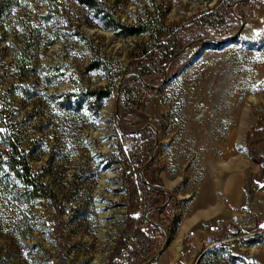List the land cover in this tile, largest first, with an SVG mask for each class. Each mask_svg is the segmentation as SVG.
<instances>
[{
    "label": "rangeland",
    "instance_id": "obj_1",
    "mask_svg": "<svg viewBox=\"0 0 264 264\" xmlns=\"http://www.w3.org/2000/svg\"><path fill=\"white\" fill-rule=\"evenodd\" d=\"M14 136L55 196L4 164ZM244 159L258 206L194 223ZM136 223L151 256L169 234L154 263L264 264V0H0V264H126Z\"/></svg>",
    "mask_w": 264,
    "mask_h": 264
},
{
    "label": "trees",
    "instance_id": "obj_2",
    "mask_svg": "<svg viewBox=\"0 0 264 264\" xmlns=\"http://www.w3.org/2000/svg\"><path fill=\"white\" fill-rule=\"evenodd\" d=\"M90 6V5H89ZM112 29H119L120 34L123 37L126 36H133L137 35L141 32H146L147 29L145 28H139L135 26H128L125 24H121L118 21H116V24L113 25ZM163 33H160V35ZM97 100H101L108 96L109 92L107 91H94L93 93ZM4 146L8 147V153L4 155L3 158H5L4 164L8 166V169L13 171L14 175L19 179V181L24 185L25 193L28 194L29 198H50L52 196H55L52 190L48 189V187L39 179V176L36 174H33L29 165L28 161V153L20 147V145L17 142V137L14 136L12 139L10 137L3 138L2 141ZM149 191V194L153 196L151 193H154L153 191L163 193L159 190L154 189H147ZM132 194H137V187L135 184L132 185ZM151 199V197H150ZM145 202V201H144ZM155 204L154 201H147V206H152ZM168 205V204H167ZM166 205V206H167ZM166 206L163 208H160L156 211H164L166 210ZM135 210V209H134ZM153 212V211H152ZM131 221L134 219L129 218ZM135 221V220H134ZM136 228L134 232L132 233L131 226L128 224V227L123 232V235L121 236L117 249H120L121 251L115 250V256L123 257L124 260H126V264H141L148 260L151 257L150 249L147 245H137L136 240L138 237L143 236L142 233V226L141 223H136ZM145 238V237H144ZM134 240V241H133ZM125 250V253H122V250ZM114 257V256H113ZM154 264V262L150 263Z\"/></svg>",
    "mask_w": 264,
    "mask_h": 264
},
{
    "label": "crops",
    "instance_id": "obj_3",
    "mask_svg": "<svg viewBox=\"0 0 264 264\" xmlns=\"http://www.w3.org/2000/svg\"><path fill=\"white\" fill-rule=\"evenodd\" d=\"M250 168L247 159L229 168L224 173L218 187L219 207L217 209L213 207L211 211H205L202 221L195 216L194 223L201 222L202 228L218 229L220 226L226 224L227 213L233 220H237V215L247 208L249 202L252 203L253 207L258 206V203H256L257 192L251 188H254V183H262V180H251L250 184H248L247 179ZM249 192H252V194ZM175 255L176 253L172 250L154 264H169L168 262L173 261ZM179 255L178 253L177 263L186 264V258L181 259Z\"/></svg>",
    "mask_w": 264,
    "mask_h": 264
},
{
    "label": "water",
    "instance_id": "obj_4",
    "mask_svg": "<svg viewBox=\"0 0 264 264\" xmlns=\"http://www.w3.org/2000/svg\"><path fill=\"white\" fill-rule=\"evenodd\" d=\"M242 26H243V24H241V26H240V28L238 29V31L236 32L235 36H237V35L239 34V32H240L241 29H242ZM199 40H205V38H201V39H199ZM227 41H228V40H217V41H214V43H216V44H223V43H225V42H227ZM189 45H190V44L186 45L181 51L175 53V54L172 56V58L169 60L168 64L174 59V57H176L178 54L182 53V52H183V51H184ZM166 68H167V66H166ZM166 74H167V73H166V71H165L162 83L165 82ZM121 81H122V79H121ZM119 92H120V87H119L118 90H117V97H118V95H119ZM117 111H118V99H117V101H116V114H117ZM146 127H150V128H152L153 131H154V133H155V129H154L150 124H146L144 128H146ZM139 132H140V130H135V131H133V133H139ZM155 135H156V134H155ZM155 137H156V136H155ZM156 146H157V137L155 138V145H154V147H156ZM151 157H152V155L150 156V158H151ZM142 179H144V178H142ZM149 186H150V185H149ZM150 187H151V186H150ZM159 190L164 191L163 189H159ZM164 192H165V191H164ZM165 193H166V192H165ZM169 199H170V196L168 195V196H167V200H166L162 205H157V206L151 207V208L148 209V211H147L146 213L151 212V211H153V210H157V209H160V208L165 207V206L169 203ZM163 231H164V233H165V239H164V241H163V243H162L160 249H159V250H158L153 256H151L148 260H146L145 262H143V263H141V264H150V263L154 262V261H155V260L161 255V253L164 251L165 247L167 246V244H168V242H169V234H168L165 230H163Z\"/></svg>",
    "mask_w": 264,
    "mask_h": 264
},
{
    "label": "built area",
    "instance_id": "obj_5",
    "mask_svg": "<svg viewBox=\"0 0 264 264\" xmlns=\"http://www.w3.org/2000/svg\"><path fill=\"white\" fill-rule=\"evenodd\" d=\"M176 264V263H175Z\"/></svg>",
    "mask_w": 264,
    "mask_h": 264
}]
</instances>
